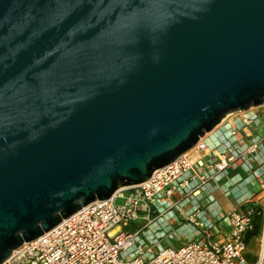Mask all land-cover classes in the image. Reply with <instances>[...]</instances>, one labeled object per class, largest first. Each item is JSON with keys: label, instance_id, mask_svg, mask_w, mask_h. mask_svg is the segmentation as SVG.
Instances as JSON below:
<instances>
[{"label": "water", "instance_id": "obj_1", "mask_svg": "<svg viewBox=\"0 0 264 264\" xmlns=\"http://www.w3.org/2000/svg\"><path fill=\"white\" fill-rule=\"evenodd\" d=\"M264 102V0H0V264Z\"/></svg>", "mask_w": 264, "mask_h": 264}, {"label": "built area", "instance_id": "obj_2", "mask_svg": "<svg viewBox=\"0 0 264 264\" xmlns=\"http://www.w3.org/2000/svg\"><path fill=\"white\" fill-rule=\"evenodd\" d=\"M264 102L228 113L221 138L202 141L190 154L155 170L144 182L95 200L36 239L13 250L1 264H264ZM212 130V131H213ZM199 142V141H198ZM197 142V143H198ZM196 157V158H195ZM242 170L257 192L226 214L187 220L203 229L198 238L179 246L160 243L178 239L169 225L149 230L164 199L174 194L195 203L202 191L207 200L230 170ZM229 191L225 189V194ZM122 203H116V199ZM178 210L181 209L178 207ZM142 223H136L137 219ZM254 239L256 249H249ZM156 248V250H155Z\"/></svg>", "mask_w": 264, "mask_h": 264}, {"label": "crops", "instance_id": "obj_3", "mask_svg": "<svg viewBox=\"0 0 264 264\" xmlns=\"http://www.w3.org/2000/svg\"><path fill=\"white\" fill-rule=\"evenodd\" d=\"M261 121L264 122V114L261 115ZM222 131L221 129L213 130L207 134L204 140L208 139L209 142L218 140L221 138ZM248 179L242 170H230L219 180L217 187L212 190V201L206 199L208 191H202V197L198 200L199 207L197 211H195V201L188 202L181 195L174 194L169 199H164L162 213L154 217L149 230H154L156 226L169 225L176 231L178 239H175V241L179 242L178 245L168 243L174 240H168L167 238L160 240L161 245L166 242L168 243L167 245L179 246L188 239L200 237L203 229L188 221L186 216L194 213L195 218L199 219L202 216L212 218L228 213L232 207L238 206L245 201L249 194L257 192L256 180L247 182ZM225 189L229 191L228 194H225ZM219 198L225 199V202L223 204L220 203ZM178 207L181 209L180 211Z\"/></svg>", "mask_w": 264, "mask_h": 264}, {"label": "rangeland", "instance_id": "obj_4", "mask_svg": "<svg viewBox=\"0 0 264 264\" xmlns=\"http://www.w3.org/2000/svg\"><path fill=\"white\" fill-rule=\"evenodd\" d=\"M228 114H226L225 115V117L227 116ZM224 117V118H225ZM123 202V200L122 199H120V198H118V199H116V203H122ZM219 202L220 203H224L225 202V199H223V198H219ZM143 221L139 218V219H137L136 220V223H142ZM168 243H173V244H175V245H178L179 244V242H177V241H171V242H168ZM168 243H166V242H163V245H167ZM249 249L250 250H254V249H256V246H255V242H254V239H252V240H250V242H249ZM155 250H156V248H155ZM253 253H248V255H247V261H248V263H252L253 262Z\"/></svg>", "mask_w": 264, "mask_h": 264}, {"label": "bare ground", "instance_id": "obj_5", "mask_svg": "<svg viewBox=\"0 0 264 264\" xmlns=\"http://www.w3.org/2000/svg\"><path fill=\"white\" fill-rule=\"evenodd\" d=\"M227 116H228V115H227ZM227 116H226V117H227ZM226 117L223 118V119L221 120V123H223V122L225 121ZM210 132H211V131L205 133V135H204L203 137L200 138L199 142H198L194 147H192L191 149L187 150V151H186L185 153H183L181 156L186 155V154H189L190 152H193V151L195 150V148H197V146H198L202 141H205L204 139L206 138L207 134H209ZM178 159H179V157H178L176 160H178ZM176 160H174V161H176ZM126 187H127V186H123V187H121V188H119V189H117V190L124 189V188H126Z\"/></svg>", "mask_w": 264, "mask_h": 264}]
</instances>
